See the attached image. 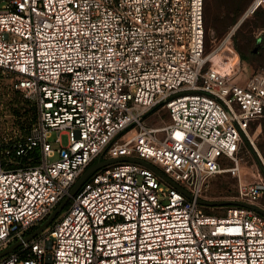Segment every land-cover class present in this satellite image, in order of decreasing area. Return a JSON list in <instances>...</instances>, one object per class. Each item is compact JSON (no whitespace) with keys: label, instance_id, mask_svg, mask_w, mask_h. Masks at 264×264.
I'll return each instance as SVG.
<instances>
[{"label":"built area","instance_id":"1","mask_svg":"<svg viewBox=\"0 0 264 264\" xmlns=\"http://www.w3.org/2000/svg\"><path fill=\"white\" fill-rule=\"evenodd\" d=\"M204 7L0 0V78L37 103L29 132L13 141L0 117V251L40 225L98 160L157 163L192 195L135 160L106 164L0 264H264L263 213L233 204L213 215L197 201L225 170L238 178L235 200L264 197V179L242 180L238 153L241 142L255 145L264 68L238 84L243 62L233 41L264 0H253L209 52ZM155 110H166L165 124L146 122Z\"/></svg>","mask_w":264,"mask_h":264},{"label":"rangeland","instance_id":"2","mask_svg":"<svg viewBox=\"0 0 264 264\" xmlns=\"http://www.w3.org/2000/svg\"><path fill=\"white\" fill-rule=\"evenodd\" d=\"M251 1L239 0L234 11H228L231 5L229 2H218L214 7L213 15L218 27L209 25L207 15H205L206 52L211 51L218 40L238 21ZM234 43L243 57L242 72L237 83L245 85L254 70L264 68V11L258 10L243 21L235 33ZM0 117L1 133L6 141H13L17 137L26 135L37 117L35 99L17 90L9 77L0 78ZM167 117L166 110H155L147 115L146 122L149 125L159 126L166 123ZM250 132L255 140V145L251 144V146H253L259 159L250 148V143L241 142L238 153L244 182L264 179V151L262 150L264 146V113L252 123ZM68 140V133H63L62 143L66 144ZM223 162L227 166L226 168L233 165V161L226 156H224ZM157 166L159 165L157 164ZM237 193V176L232 171L225 170L210 179L202 198L207 200H234ZM260 204L264 207V197ZM202 208L205 212L213 215L227 214V206L206 205Z\"/></svg>","mask_w":264,"mask_h":264},{"label":"water","instance_id":"3","mask_svg":"<svg viewBox=\"0 0 264 264\" xmlns=\"http://www.w3.org/2000/svg\"><path fill=\"white\" fill-rule=\"evenodd\" d=\"M119 160H135L137 162H140L142 164H145L151 168H153L157 173H159L162 177H164L170 184L173 186H176L177 188L181 189L184 191L187 195L192 196L189 192H187L183 187H181L177 182L172 180L170 177H168L161 169H159L155 164L141 159V158H133V157H119V158H112V159H104V160H98L97 162L93 163L86 171L77 179V181L73 184V186L70 189V193L60 202V204L55 208V210L32 232H30L28 235H26L23 239H19L16 242L12 243L10 246L7 248L3 249L0 251V258L3 256L7 255L14 249H16L18 246H20L24 241H28L32 238H34L36 235H38L40 232L45 230L47 227H49L52 222H54V219H56L59 215V213L64 209L68 201L70 200L71 196L75 194V192L78 190L80 185L84 182V180L94 171L99 169L100 167L115 162ZM197 201L202 204V205H209V206H215V205H221V206H227V205H244V206H249L252 207L261 213L264 214V209L260 208L257 205L245 202V201H240V200H207L204 198H198Z\"/></svg>","mask_w":264,"mask_h":264},{"label":"trees","instance_id":"4","mask_svg":"<svg viewBox=\"0 0 264 264\" xmlns=\"http://www.w3.org/2000/svg\"><path fill=\"white\" fill-rule=\"evenodd\" d=\"M225 1H227V2H229V4H231L230 5V7H229V9H228V11H234L235 10V8H237V5L239 4L238 3V1L239 0H205V7H204V17H205V15H207V19H208V21H209V25H212V26H214V27H218V24H217V21H216V19H215V17H213V15H214V11H215V6H216V4L218 3V2H225ZM253 2V0L251 1V3ZM250 3V4H251ZM249 7V6H248ZM258 10H262V11H264L263 9H261V8H259ZM258 10H256V11H258ZM255 11V12H256ZM227 33V32H226ZM225 33V34H226ZM224 34V35H225ZM234 37H235V35H234ZM233 41H234V38H233ZM241 54V53H240ZM241 57H242V55H241ZM242 59H243V57H242ZM242 62H243V60H242ZM250 148L252 149V151L255 153V155H256V157L259 159V157H258V155H257V153H256V151L254 150V148L250 145ZM262 150L264 151V146L262 147ZM96 162V161H95ZM94 162V163H95ZM69 203H70V200H69V202L66 204V206L64 207V209L59 213V215L68 207V205H69ZM228 206V205H227ZM58 215V216H59ZM39 225H37V226H35V227H33L31 230H30V232H32L34 229H36L37 227H38ZM29 232V233H30Z\"/></svg>","mask_w":264,"mask_h":264},{"label":"crops","instance_id":"5","mask_svg":"<svg viewBox=\"0 0 264 264\" xmlns=\"http://www.w3.org/2000/svg\"><path fill=\"white\" fill-rule=\"evenodd\" d=\"M261 199L256 203L257 206H259L260 208L264 209V207L260 204Z\"/></svg>","mask_w":264,"mask_h":264}]
</instances>
